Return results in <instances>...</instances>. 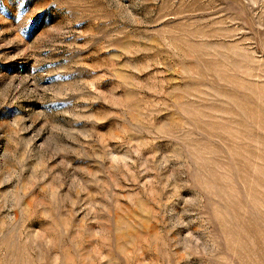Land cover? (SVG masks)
<instances>
[{
	"label": "rangeland",
	"instance_id": "rangeland-1",
	"mask_svg": "<svg viewBox=\"0 0 264 264\" xmlns=\"http://www.w3.org/2000/svg\"><path fill=\"white\" fill-rule=\"evenodd\" d=\"M0 264H264V0H0Z\"/></svg>",
	"mask_w": 264,
	"mask_h": 264
}]
</instances>
